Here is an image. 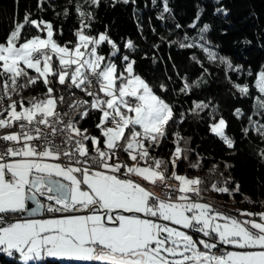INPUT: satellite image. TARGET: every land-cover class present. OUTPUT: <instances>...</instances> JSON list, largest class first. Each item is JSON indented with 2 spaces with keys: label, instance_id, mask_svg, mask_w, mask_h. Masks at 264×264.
Masks as SVG:
<instances>
[{
  "label": "snow or ice",
  "instance_id": "6c2138e0",
  "mask_svg": "<svg viewBox=\"0 0 264 264\" xmlns=\"http://www.w3.org/2000/svg\"><path fill=\"white\" fill-rule=\"evenodd\" d=\"M47 2L39 0L38 10L44 11ZM120 2L130 0H113V6ZM100 4L66 0L56 15L67 19L74 10L78 27L64 43L54 38L51 22L34 19L29 12L22 20L14 12L0 41V251L18 254L23 264L45 257L79 264H264V211L237 209L239 215H233L217 208L203 201L208 185L201 177L178 172L177 161L188 160L191 151L181 141L186 145L190 138L170 129L184 122L185 113L177 120L175 104L162 95L168 87L150 84L135 71L130 55H120L119 63L113 59L120 53L118 44L107 31L94 34ZM170 11L163 0L161 16ZM201 12L188 25L196 36L185 32L170 43L198 49L209 64L224 66L235 93L253 101L241 131L264 142V65L255 73L247 70L250 81L231 80L230 72L244 69L215 51L207 38L210 25L198 26ZM124 47L136 51L131 40ZM191 60L204 74L209 72L195 54ZM181 79L179 93L185 95L207 83L203 74ZM40 84L42 91L24 95ZM74 90L89 99L76 97ZM206 109H211L209 131L234 149L236 142L226 133L227 121L218 106L192 101V115L199 118ZM93 112L97 135L80 127ZM233 114L245 116L241 108ZM169 136L175 145L169 158L154 155ZM257 155L264 162V147ZM189 167L201 165L190 162ZM230 183L225 179L210 188L230 197L240 193V185L232 188ZM240 194L241 203H254ZM260 206L264 208V201ZM44 213L53 215L38 218Z\"/></svg>",
  "mask_w": 264,
  "mask_h": 264
},
{
  "label": "trees",
  "instance_id": "16d2710c",
  "mask_svg": "<svg viewBox=\"0 0 264 264\" xmlns=\"http://www.w3.org/2000/svg\"><path fill=\"white\" fill-rule=\"evenodd\" d=\"M39 0H0V41H2L13 22L14 12L20 20L25 12L31 13L34 19H44L53 24L54 38L60 43L72 40L74 29L78 27V20L74 10L65 19L63 15L57 17L61 12L66 0H48L42 7L44 11L38 10ZM51 5V6H49ZM170 12H163V0H132L128 4L122 2L113 6V0H101L99 8L95 9L96 21L93 24L95 30L107 31L110 37L120 47V53L113 59L119 63V56L128 54L136 63L134 69L143 76L150 84L158 86L164 83L169 91L162 93L164 98L175 104V113L179 120V113L184 112V122L174 124L170 132L179 131L188 143L185 146L188 152V160L177 161L178 172L187 175L201 177L208 185L204 194L223 199L233 203L240 209L257 212L264 211L260 206L264 201V162L257 155L260 147H264L255 133L245 137L241 131L247 126V116L252 114L253 101L251 98H242L232 88L225 75L223 65H213L207 62L206 57L198 49H182L178 44L170 41H179L185 32L190 36H196L195 29L188 25L195 19L198 10H202L199 27L207 23L210 30L207 38L215 51L229 58L234 65H240L244 72H230L231 80L240 83L249 81L248 69L253 73L258 72L264 65V0H168ZM222 8L225 12H216ZM226 13V14H225ZM176 24L182 27L177 29ZM34 30L30 29V34ZM63 32V36L59 33ZM161 37L165 39L162 40ZM131 40L136 45V51L131 52L124 47ZM159 45V47H154ZM103 52L108 55L109 46H103ZM195 54L209 69L207 74L193 60ZM31 71V70H30ZM205 75L207 83L200 88L194 89L189 94L179 93L183 85L181 77L187 76L191 81L201 75ZM169 77L171 79H169ZM61 92H65L57 85ZM175 89V93L173 92ZM43 90L40 84L36 88L25 92L24 95L37 94ZM78 98L89 99L80 90H74ZM157 91L159 89L157 87ZM211 101L212 105L218 106L219 114L227 121L226 133L235 140L234 149L227 146L209 131L208 112L206 109L200 113L199 118L192 115V101ZM236 108H241L245 116L237 118L233 113ZM254 119H261L259 116ZM96 114L93 112L80 124L81 128L89 129L92 135H97L95 128ZM173 137L169 136L160 148L156 149L154 155L168 159L170 151L175 145ZM202 158V159H200ZM199 162L201 167L194 169L189 163ZM225 163L232 165L225 168ZM213 165H219L215 172H211ZM223 173V176L220 175ZM230 179L229 187L234 188L236 183L240 185V193L250 196L253 204L241 203L243 196L235 193L232 197L211 190L210 185L214 182ZM0 264H23L16 255H6L0 252ZM28 264H79V262H66L58 259L46 258L43 261L30 262Z\"/></svg>",
  "mask_w": 264,
  "mask_h": 264
},
{
  "label": "rangeland",
  "instance_id": "374dc122",
  "mask_svg": "<svg viewBox=\"0 0 264 264\" xmlns=\"http://www.w3.org/2000/svg\"><path fill=\"white\" fill-rule=\"evenodd\" d=\"M47 21V20H46ZM101 32H103V31H101ZM42 35H46V33H42ZM143 77V76H142ZM144 78V77H143ZM25 96H29V95H25ZM180 174H184V173H180ZM188 176H190V177H195L194 175H188ZM202 196H203V199L205 200V201H215V202H219V203H221L222 205H224V206H226V207H228V208H231V209H235V210H237V209H240V208H238L237 206H235V205H233V203H230L229 201L227 202V201H225V200H223V199H215V198H212V197H210V196H208L207 194H204V193H202ZM257 212H260V211H257ZM237 214L239 215V213L237 212ZM233 215H235V214H233Z\"/></svg>",
  "mask_w": 264,
  "mask_h": 264
},
{
  "label": "bare ground",
  "instance_id": "6f19581e",
  "mask_svg": "<svg viewBox=\"0 0 264 264\" xmlns=\"http://www.w3.org/2000/svg\"><path fill=\"white\" fill-rule=\"evenodd\" d=\"M204 200V199H203ZM216 206L222 210H225V211H228L230 212L231 214H237V211L235 209H231V208H228L224 205H222L221 203L219 202H216ZM238 215V214H237Z\"/></svg>",
  "mask_w": 264,
  "mask_h": 264
},
{
  "label": "crops",
  "instance_id": "0c3cea01",
  "mask_svg": "<svg viewBox=\"0 0 264 264\" xmlns=\"http://www.w3.org/2000/svg\"><path fill=\"white\" fill-rule=\"evenodd\" d=\"M52 215H53V214H52ZM52 215H43V216L38 217V218H51ZM55 215H59V214H55ZM0 252H2V251H0ZM4 253H5V252H4ZM5 254L8 255L7 253H5ZM13 255H16V256L18 257V259L20 260L18 254L14 253ZM46 258L56 259V258H54V257H45L43 260H45ZM43 260H40V261H43ZM20 261H21V260H20ZM21 262L23 263V261H21ZM30 262H37V261H30ZM30 262H28V263H30Z\"/></svg>",
  "mask_w": 264,
  "mask_h": 264
},
{
  "label": "built area",
  "instance_id": "2783aa9c",
  "mask_svg": "<svg viewBox=\"0 0 264 264\" xmlns=\"http://www.w3.org/2000/svg\"><path fill=\"white\" fill-rule=\"evenodd\" d=\"M57 142H59V137H57ZM204 202H210L211 204H213L214 206H216V202L215 201H205L203 200ZM217 207V206H216ZM218 208V207H217ZM44 215H52V214H48V213H44ZM237 215V214H235Z\"/></svg>",
  "mask_w": 264,
  "mask_h": 264
},
{
  "label": "water",
  "instance_id": "95a60500",
  "mask_svg": "<svg viewBox=\"0 0 264 264\" xmlns=\"http://www.w3.org/2000/svg\"><path fill=\"white\" fill-rule=\"evenodd\" d=\"M29 204H30L31 207H34L35 206V205L31 204V202H29ZM24 215H27V214H24Z\"/></svg>",
  "mask_w": 264,
  "mask_h": 264
}]
</instances>
